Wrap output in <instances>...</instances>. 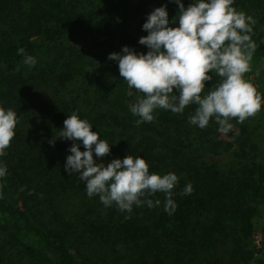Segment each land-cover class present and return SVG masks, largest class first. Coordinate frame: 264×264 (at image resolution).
I'll use <instances>...</instances> for the list:
<instances>
[{"label":"trees","instance_id":"1","mask_svg":"<svg viewBox=\"0 0 264 264\" xmlns=\"http://www.w3.org/2000/svg\"><path fill=\"white\" fill-rule=\"evenodd\" d=\"M8 1L23 4L28 17L0 36V106L18 118L0 156L6 167L0 176V264H264L263 104L259 124L231 118L223 131L213 118L204 128L190 124L195 105L182 113L158 108L153 121L137 124L129 105L143 93L130 88L108 59L124 45L146 53L138 41L147 35V14L166 4L171 20L178 13L175 0H98L104 11L98 17L70 0ZM183 2L187 7L191 0ZM232 6L255 20L254 65L264 60L256 24L264 0H233ZM25 55L35 57V65L25 64ZM93 64L98 68H89ZM218 80L213 75L202 92ZM73 111L112 143L101 160L141 155L150 172L178 175L172 214L164 211L160 192L148 197L159 205H133L131 212L86 195L78 174L64 168L74 141L56 137L49 143ZM224 152L231 157L226 166L219 160ZM188 183L191 193L180 194Z\"/></svg>","mask_w":264,"mask_h":264},{"label":"clouds","instance_id":"2","mask_svg":"<svg viewBox=\"0 0 264 264\" xmlns=\"http://www.w3.org/2000/svg\"><path fill=\"white\" fill-rule=\"evenodd\" d=\"M175 3L178 13L171 20L166 4L147 14L142 24L147 35L138 41L146 45V53L124 45L108 55L109 60L117 62L127 85L143 93L129 105V111L139 117L135 123L153 121L158 108L182 113L188 105H195L188 122L200 128L213 118L223 131L231 127V118L242 122L254 115L261 107V96L244 77L256 47L250 38L254 18L237 11L233 0H191L187 7L183 0ZM23 62L33 66L36 59L25 55ZM213 75L219 80L202 92L205 81L212 80ZM17 119L13 109L0 106V156L14 136ZM99 136L89 121L73 111L49 143L54 144L56 137L74 141L64 168L78 174L86 195H98L105 207L115 204L121 212H131L133 205L151 208L161 201L148 197L160 192L164 194V211L172 214L176 207L172 189L178 175L172 171L150 172L149 163L141 155L127 154L105 162L100 158L110 151L112 143ZM5 172L6 167L0 164V176ZM191 191L188 183L180 194Z\"/></svg>","mask_w":264,"mask_h":264},{"label":"rangeland","instance_id":"3","mask_svg":"<svg viewBox=\"0 0 264 264\" xmlns=\"http://www.w3.org/2000/svg\"><path fill=\"white\" fill-rule=\"evenodd\" d=\"M71 2L77 4L80 6L81 10L83 12H86L88 14H94L96 17L102 16L104 11H100L98 8V0H70ZM26 14V7L23 4H18L12 1H4L2 3V7H0V36L8 33L10 30L18 27H21L25 24L27 19ZM257 19V25L259 31H261L262 35L264 36V15H261ZM109 43L103 44V47L105 49L109 48ZM47 48L44 46L42 49ZM41 49V50H42ZM40 55V54H39ZM99 59V58H98ZM89 68H98L96 64H93ZM254 68L255 72L250 73L251 69ZM211 72V70H209ZM244 77L257 87L256 91L261 96V103L264 106V93L261 89H263L264 86V60H257L254 65H252L251 61L249 62V69L246 73H244ZM260 83V84H259ZM263 86H262V85ZM261 89H260V87ZM259 88V90H258ZM252 124L257 125L259 124V112L257 111L254 115L247 118ZM246 120V121H247ZM231 157L229 152H224L219 155V160L221 165L226 166L228 163H230ZM255 242L257 244L261 243L262 240V234L260 232V229L258 228L254 234Z\"/></svg>","mask_w":264,"mask_h":264}]
</instances>
